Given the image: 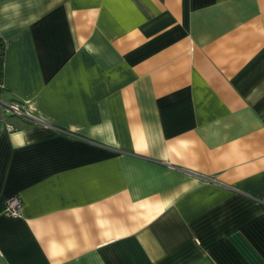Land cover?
Listing matches in <instances>:
<instances>
[{
	"label": "crops",
	"instance_id": "0c3cea01",
	"mask_svg": "<svg viewBox=\"0 0 264 264\" xmlns=\"http://www.w3.org/2000/svg\"><path fill=\"white\" fill-rule=\"evenodd\" d=\"M0 38V264H264V0H0Z\"/></svg>",
	"mask_w": 264,
	"mask_h": 264
},
{
	"label": "built area",
	"instance_id": "2783aa9c",
	"mask_svg": "<svg viewBox=\"0 0 264 264\" xmlns=\"http://www.w3.org/2000/svg\"><path fill=\"white\" fill-rule=\"evenodd\" d=\"M0 112L11 116H26L25 108L19 103H0ZM22 201L18 196L10 197L5 205L4 213L10 217H20Z\"/></svg>",
	"mask_w": 264,
	"mask_h": 264
},
{
	"label": "trees",
	"instance_id": "16d2710c",
	"mask_svg": "<svg viewBox=\"0 0 264 264\" xmlns=\"http://www.w3.org/2000/svg\"><path fill=\"white\" fill-rule=\"evenodd\" d=\"M3 41L0 38V82H1V67H2V58H3Z\"/></svg>",
	"mask_w": 264,
	"mask_h": 264
}]
</instances>
